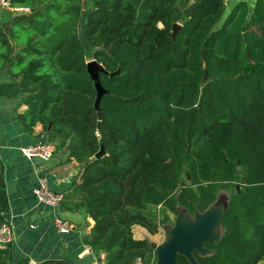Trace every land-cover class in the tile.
<instances>
[{"label": "trees", "instance_id": "16d2710c", "mask_svg": "<svg viewBox=\"0 0 264 264\" xmlns=\"http://www.w3.org/2000/svg\"><path fill=\"white\" fill-rule=\"evenodd\" d=\"M9 1L30 11L3 14L0 71L10 81L0 93L21 95L23 128L41 123L82 165L68 195L94 220L83 238L93 254L156 264L154 243L133 231L154 234L169 219L150 208L204 212L233 187L221 237L204 243L213 252L194 255L199 264L263 261L264 0L253 9L241 1L226 17L225 0H89L88 9L85 0ZM92 59L119 70L100 73L101 115ZM8 210L0 160V223ZM0 264H13L9 246ZM177 264L190 262L178 254Z\"/></svg>", "mask_w": 264, "mask_h": 264}, {"label": "crops", "instance_id": "0c3cea01", "mask_svg": "<svg viewBox=\"0 0 264 264\" xmlns=\"http://www.w3.org/2000/svg\"><path fill=\"white\" fill-rule=\"evenodd\" d=\"M241 1H246L253 9L257 0H225L224 17ZM4 11L8 10L0 11V25ZM6 81L10 79L2 70L0 84ZM26 109L21 95L6 97L0 93V160L9 201V210L4 216L11 223L15 236L9 246L13 264L24 257L37 264L49 259L80 257L90 250L83 238L90 232L94 220L77 208L76 199L68 193L74 183L80 182L82 165L70 159L66 150H56L49 160L26 157L22 147L47 140L41 123L31 132L23 128L18 115ZM39 176H45L53 190L64 193L58 208L40 203L34 195L33 188ZM55 216L71 221L73 230L59 233L54 226ZM258 264H264V260Z\"/></svg>", "mask_w": 264, "mask_h": 264}, {"label": "water", "instance_id": "95a60500", "mask_svg": "<svg viewBox=\"0 0 264 264\" xmlns=\"http://www.w3.org/2000/svg\"><path fill=\"white\" fill-rule=\"evenodd\" d=\"M181 27L180 23H175L173 26V35L175 36L178 29ZM87 69L91 78L94 81L97 91V98L95 101V107L98 109L99 115L101 110L99 104L102 96L108 92L103 86L100 80V73H109L102 63L96 59L89 60L87 63ZM119 73V70L109 73L111 76ZM207 77V71H205ZM105 153L104 146L96 154L97 157ZM242 184V183H241ZM240 184H237L239 188ZM213 205V204H212ZM211 205V206H212ZM211 206L204 212L196 211V222L193 226H186L183 221H178L171 231L169 239L161 246H156L157 262L156 264H177L178 254L184 255L190 262V264H199L194 251H197L201 255L210 254L212 249L207 248L204 243L207 240H218L221 235L216 234L214 231L218 224L222 223L225 208L219 211L215 208L210 209ZM75 264H105V260L102 257H96L93 252L88 250L82 256L72 259Z\"/></svg>", "mask_w": 264, "mask_h": 264}, {"label": "built area", "instance_id": "2783aa9c", "mask_svg": "<svg viewBox=\"0 0 264 264\" xmlns=\"http://www.w3.org/2000/svg\"><path fill=\"white\" fill-rule=\"evenodd\" d=\"M1 10H8L13 14L26 13L30 11V7L13 5L9 0H0V11ZM21 151L28 158L37 157L42 160H49L54 156L56 146L54 143L45 140L22 147ZM33 193L40 203L53 208H58L64 200V193L53 190L45 176H39L38 184L33 188ZM54 226L59 233H68L74 228L71 221L60 216L54 217ZM14 239L15 236L11 223L8 220H3L0 223V247L10 246ZM31 263L37 264L35 261H31ZM135 264L144 263L140 258H138Z\"/></svg>", "mask_w": 264, "mask_h": 264}, {"label": "rangeland", "instance_id": "374dc122", "mask_svg": "<svg viewBox=\"0 0 264 264\" xmlns=\"http://www.w3.org/2000/svg\"><path fill=\"white\" fill-rule=\"evenodd\" d=\"M91 6L89 0H85V9H88ZM226 9V7H225ZM6 13H10V11H4ZM239 188H241L242 184L239 183ZM237 186V183H236ZM233 187L230 188H222L219 191L217 201L211 206L210 209H217L222 211L230 198V195L233 192ZM151 211H155L162 216V214H167L169 219L166 222H162L158 228V231L154 234L148 232V230L140 225H135L133 227L134 235L136 238H148L150 239L157 247L163 245L171 236V231L176 223L180 220L183 221L186 226H193L196 222L195 214H189L185 209L179 208L177 213H173L167 210H164L161 206L151 207ZM216 234L221 235L223 233L222 225L219 223L216 227L215 231Z\"/></svg>", "mask_w": 264, "mask_h": 264}]
</instances>
